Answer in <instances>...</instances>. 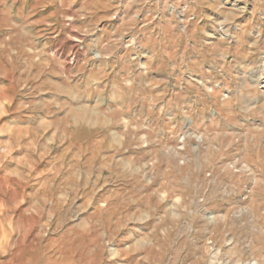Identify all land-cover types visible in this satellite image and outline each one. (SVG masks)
Masks as SVG:
<instances>
[{
	"label": "rangeland",
	"instance_id": "374dc122",
	"mask_svg": "<svg viewBox=\"0 0 264 264\" xmlns=\"http://www.w3.org/2000/svg\"><path fill=\"white\" fill-rule=\"evenodd\" d=\"M0 264H264V0H0Z\"/></svg>",
	"mask_w": 264,
	"mask_h": 264
}]
</instances>
